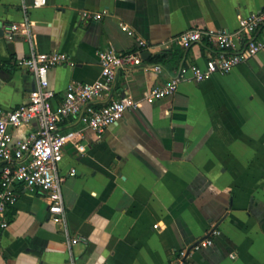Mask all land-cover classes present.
I'll return each instance as SVG.
<instances>
[{
  "label": "crops",
  "instance_id": "obj_1",
  "mask_svg": "<svg viewBox=\"0 0 264 264\" xmlns=\"http://www.w3.org/2000/svg\"><path fill=\"white\" fill-rule=\"evenodd\" d=\"M83 10L107 14L85 21ZM262 11L264 0H46L39 7L0 0V108L28 102L36 80L19 61L31 52L72 59L48 71L55 106L69 83L99 79L100 52L133 50L135 36L146 40L148 57L174 56L118 69L108 95L94 104L125 94L141 103L100 137L85 131L78 145H65L66 231L49 217L44 194L21 189L0 232V264H178L179 249L214 229L212 245L185 264H264V46L228 73L181 81L170 96L142 100L180 65L203 66L218 51L206 42L183 49L174 36L192 27L233 31L240 17ZM11 23L19 28L6 39ZM81 126L78 117L62 122L63 130ZM73 237L81 240L71 245Z\"/></svg>",
  "mask_w": 264,
  "mask_h": 264
},
{
  "label": "built area",
  "instance_id": "obj_2",
  "mask_svg": "<svg viewBox=\"0 0 264 264\" xmlns=\"http://www.w3.org/2000/svg\"><path fill=\"white\" fill-rule=\"evenodd\" d=\"M46 0H32L33 7L44 5ZM107 10H83V20H100ZM122 31L134 35L127 24L120 23ZM19 25L11 23L6 27L4 37L13 38ZM264 28V11L251 13L238 19L233 31L192 27L174 36L172 41L188 48L194 43L206 42L217 48V53L205 60L203 66L189 63L180 65L176 76L168 83L146 90L142 100L153 103L170 96L177 90L181 81L200 82L212 74L228 73L237 65L254 56L264 46V33L258 39V31ZM136 47L133 50L118 52L110 48L99 53V79L92 82L73 81L66 87L61 102L55 106V91L49 87L48 71L60 64L72 65V59L62 52H31L22 58L19 64L33 74L36 87L29 93L28 102L15 108H0V232L5 230L9 221L7 209L14 205L21 189L36 190L48 201L49 217L66 231V213L63 205L62 182L65 177L59 173L63 159V149L68 143L78 145L85 131H91L100 137L107 127L117 123L128 109H136L141 101L130 95L111 99L101 105L95 101L103 100L112 88L119 68H129L143 64L141 53L149 48L146 40L135 36ZM144 68H148L145 66ZM160 70L156 64L151 67ZM78 117L82 126L77 129H62V122ZM29 126L28 133L16 137L13 130ZM75 168L68 175L73 176ZM196 241L188 248L177 251L178 264L195 251L212 245L214 235ZM81 239L73 237L69 243L77 244Z\"/></svg>",
  "mask_w": 264,
  "mask_h": 264
},
{
  "label": "trees",
  "instance_id": "obj_3",
  "mask_svg": "<svg viewBox=\"0 0 264 264\" xmlns=\"http://www.w3.org/2000/svg\"><path fill=\"white\" fill-rule=\"evenodd\" d=\"M175 55V54H173ZM166 55L162 52V53H156L155 55L153 56H149L148 57V60L149 61H155V62H158V63H164V62H167L168 60H172L174 58V56H172L171 58L169 57L168 59H165Z\"/></svg>",
  "mask_w": 264,
  "mask_h": 264
},
{
  "label": "water",
  "instance_id": "obj_4",
  "mask_svg": "<svg viewBox=\"0 0 264 264\" xmlns=\"http://www.w3.org/2000/svg\"><path fill=\"white\" fill-rule=\"evenodd\" d=\"M148 55H149V52H148V51H143V52L141 53V56H142V59H143V60H147ZM175 264H176V263H175Z\"/></svg>",
  "mask_w": 264,
  "mask_h": 264
}]
</instances>
